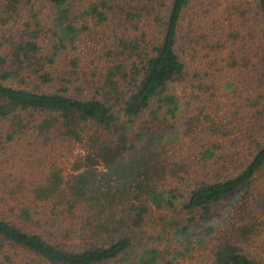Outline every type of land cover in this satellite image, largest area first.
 <instances>
[{
  "label": "trees",
  "instance_id": "trees-1",
  "mask_svg": "<svg viewBox=\"0 0 264 264\" xmlns=\"http://www.w3.org/2000/svg\"><path fill=\"white\" fill-rule=\"evenodd\" d=\"M42 1L0 0V147L24 144L28 160L0 182V264H192L202 251L206 264H264L252 188L264 171V93L247 101L243 129L208 125L198 163L172 147L192 0ZM253 1L264 54V0ZM89 21L105 28L96 60L55 76ZM178 205L181 221L156 217Z\"/></svg>",
  "mask_w": 264,
  "mask_h": 264
},
{
  "label": "rangeland",
  "instance_id": "rangeland-1",
  "mask_svg": "<svg viewBox=\"0 0 264 264\" xmlns=\"http://www.w3.org/2000/svg\"><path fill=\"white\" fill-rule=\"evenodd\" d=\"M234 2L235 6H240L238 10L231 8ZM39 3L43 5L44 2L39 0ZM45 11L49 19L53 18L52 6L48 5ZM209 19H217V25L209 24ZM207 23L210 30L205 37L202 31ZM86 25L89 30L82 33L74 45L69 46L57 59L53 72L55 76L68 71L74 59L80 60L82 67L91 66L104 47V26L96 25L93 21ZM181 27L180 55L187 66V74L181 84L173 87V91L179 95L182 111L173 123L172 132L175 136L172 147L182 161L190 165V160L198 163L202 149L200 145L206 146L205 129L212 121L221 126L226 119L229 123L225 125L233 132H237L239 127L243 129L247 123L246 114L250 113L247 101L264 93L263 34L258 9L253 0H192ZM232 32L238 33L236 38L227 37ZM252 75L256 78L253 79ZM232 82L235 88L228 91L227 85ZM57 87L58 84L54 83L52 89ZM209 117L213 120H207ZM231 138L233 142L226 147L232 148L230 151L234 153L238 149L239 138ZM22 145L21 149L18 145L13 148L0 147V182L11 172V168L19 171L28 162L27 158L26 162H21L22 153L25 155L27 149ZM252 188L257 195L255 202L264 209V171L257 177ZM180 208L178 205L176 211L157 213L156 217L165 216L181 221L183 216ZM202 253V258L192 264H206L203 262L207 259L206 255L204 251ZM24 263L41 264L33 258H27Z\"/></svg>",
  "mask_w": 264,
  "mask_h": 264
}]
</instances>
